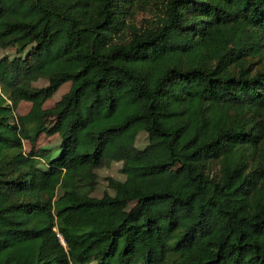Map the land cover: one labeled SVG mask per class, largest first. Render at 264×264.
I'll return each mask as SVG.
<instances>
[{"label":"trees","instance_id":"obj_1","mask_svg":"<svg viewBox=\"0 0 264 264\" xmlns=\"http://www.w3.org/2000/svg\"><path fill=\"white\" fill-rule=\"evenodd\" d=\"M10 47L0 264H264V0H0Z\"/></svg>","mask_w":264,"mask_h":264},{"label":"rangeland","instance_id":"obj_2","mask_svg":"<svg viewBox=\"0 0 264 264\" xmlns=\"http://www.w3.org/2000/svg\"><path fill=\"white\" fill-rule=\"evenodd\" d=\"M142 16V15H141ZM140 16V17H141ZM7 54L8 56L12 57L15 55V50L14 48L10 47L8 49L2 50L0 49V56ZM46 84V81L43 79L38 80L37 82H27V87L35 86V87H42ZM69 83H65L50 99H48L44 103V108H49L56 101H58L63 93H65L68 88H69ZM30 109V103L21 101L17 108L15 109V114L16 115H23L28 112ZM51 121L52 117H47L43 119L42 121L38 122V124L34 127V130L39 133V136L36 140L35 147L42 146L44 148L53 150L52 151V156H55L58 154V143H59V138L57 134H51L48 135L46 134L43 129L45 128H50L51 127ZM148 142L147 136L145 133L141 132L136 134L135 142L133 144V147L136 149H141L143 148L146 143ZM30 144L28 141H24V149L29 150ZM117 150H119L122 153L128 154L131 152V148L128 147L125 144H121L118 146ZM118 165L117 164H112L111 167H103L97 170L98 175L102 178L103 176L106 175H111V176H116L120 177L118 174ZM132 206V203H122L119 205V207L123 210H128Z\"/></svg>","mask_w":264,"mask_h":264}]
</instances>
